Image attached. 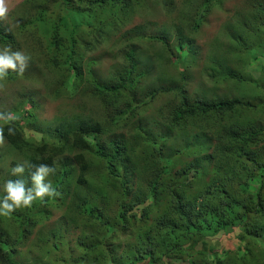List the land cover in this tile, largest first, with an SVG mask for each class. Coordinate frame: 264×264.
<instances>
[{"label": "trees", "instance_id": "16d2710c", "mask_svg": "<svg viewBox=\"0 0 264 264\" xmlns=\"http://www.w3.org/2000/svg\"><path fill=\"white\" fill-rule=\"evenodd\" d=\"M216 2L219 0L202 1L191 33ZM253 3V20L228 35L224 50L227 65L219 68L213 59L206 73L218 83L236 81L241 88L252 86L257 91L256 102L244 97L203 100L191 96L187 89L191 72L187 73L186 67L194 58L193 46L180 36L172 46L166 37L148 34V26L132 25L136 20L149 22L141 12L150 10L151 5L155 14L172 13L175 0H25L15 30L7 28L0 16V50L28 48L30 61L40 60L48 74L58 80L50 86L52 96L73 99L81 92L82 109L87 112L68 110L63 113L66 118L43 125L37 114L43 104L24 94L9 106L13 117L0 121V138L15 150L26 149L32 164L53 166L57 157L74 150L78 166L71 206L66 187L70 167L62 163L52 185L53 197L35 201L30 216L25 208L11 213L18 231L15 238L2 240L0 231L2 264H51L52 259L45 254L27 259L19 253L30 238L28 227L52 216L43 207L51 201L54 208L65 211L62 225L78 227L77 220L85 219L84 230L89 224L90 228L92 224L103 227V233L93 232L95 242L86 237L71 245L62 235L53 234L52 250L63 264H83L71 262L70 251L62 253L63 248L70 250L73 245L83 246L87 255L96 251L98 258L107 254L108 264H264V64L252 67L253 59L264 58V34L259 37L264 29V0ZM112 41L115 50L126 45L122 63L111 69L110 77L95 73L100 61L109 58V52L99 56L90 53L107 43L113 45ZM157 42L163 48L157 63L160 69H176V83L166 82L162 71L155 81V66L145 61L148 57H142L137 47ZM219 45L216 48L220 49ZM18 75L17 69L9 70L0 82L12 81ZM25 105L30 108L26 110ZM22 108L26 118L16 117ZM152 108L154 114L158 113L156 118L141 117ZM243 111L263 122L255 123V117L241 120ZM23 120L38 133H28ZM193 122L213 129L211 137H206L211 150L208 172L211 167L213 170L205 183L207 194L197 206L186 203L184 191L203 180L205 168L184 161L197 146L178 134L188 133ZM191 137L193 142L200 141L198 133ZM174 143L178 148L166 151ZM91 172L104 176L98 185H114L116 215L111 216L112 209L105 216L100 212L99 205L105 202L98 196L103 189L90 187ZM84 187L88 190L81 191ZM133 233L138 236L136 242L145 243L146 251L115 263L114 239Z\"/></svg>", "mask_w": 264, "mask_h": 264}, {"label": "rangeland", "instance_id": "374dc122", "mask_svg": "<svg viewBox=\"0 0 264 264\" xmlns=\"http://www.w3.org/2000/svg\"><path fill=\"white\" fill-rule=\"evenodd\" d=\"M24 1L25 0H3L4 6L6 7L7 11L2 18L4 20V25L7 26V28H9L10 30H15L17 28L16 26L18 25V22H20V19H18V17L21 16L22 3ZM202 1L203 0H175L174 10H172V13L167 14L166 16L161 13L155 14V7L151 5L150 10H143L141 12V15L145 17V20L147 19L146 21L149 22H143V20L142 22H138V20H136V22H133L132 25L134 27L140 24L148 26L145 29L148 34L160 35L162 38L166 37L167 41L172 43V46L176 44V37L178 36H180L182 39L187 40L188 43L193 46L194 51L192 52V54L195 55L191 63L186 67V72H191V75H189V78H187V89L191 96H198L203 100L244 97L247 99H251L253 102H256L258 99L256 94L257 91L252 88V86L249 85L247 86V88H241L240 83L236 81H223L218 83L214 81V78L212 76L211 78H209L206 73V68L211 64V60L213 59H215L213 62H215L219 66V68L227 65V61L225 60V55L227 53H225L224 50H226L225 46L229 44L228 35L229 33L231 34L232 32H234V30L239 29L244 24L249 25L248 22H251L253 20V14L255 12V4L253 2L255 0H219V2L212 3L215 5L210 9L211 11L207 13L202 24H198V27L196 26L195 29L196 31L191 33V27L195 23V12L197 11V8H199V6L202 4ZM132 25L128 26L126 29L131 28ZM126 29H124V31ZM260 31L262 32L259 37L263 36L264 29ZM119 41L123 40L119 39ZM111 43H113V45L107 43L96 51L90 53L94 56H99L102 54H107L109 52V58H103L102 61H100V63L96 67L95 73L98 71L99 73L102 72L104 76H109L111 69L117 68V66L122 63L121 55L126 48V45L118 48L116 47L115 50L111 47L114 46V41H112ZM218 45L221 46L220 49L216 48ZM137 47L140 49V54L142 55V57H148L145 61L151 63V67L155 66L153 70V78L155 79V81L160 78L159 74L161 71L166 75V78L163 77V79L167 80L166 82H170V80H172L174 81V83H176L178 81V79L176 78H178L179 75L176 69H173L170 66L160 69L159 64L157 63V56L161 53V50H163L160 43H151L148 45ZM107 48L110 49V51H106ZM233 50L236 51L235 49ZM9 51L22 52L28 58V48ZM176 52H179V50L176 49ZM179 54L182 56L184 53L179 52ZM29 57H31V54ZM237 58L240 59V55ZM150 60L153 62H150ZM177 61L179 65L182 66V61L180 62L178 59ZM261 64H264V58L258 60L253 59L252 67H256ZM17 70L19 71V75L16 79L4 83L0 82V121L4 120V122H7L8 118L13 117L10 113L9 106L16 104L19 98L23 97L24 94L32 95L34 98H37V102L43 104V110H39L37 112L39 120L43 125L53 124L56 119L63 117V113L68 110L76 111L79 113L83 112L87 114V112L83 111L82 109L83 104L80 97L83 96H81V92L73 99L67 96H62L56 99L52 96L50 86H54L58 82V80L48 74V71L44 68L43 64L40 63V60H32L31 58L30 61V59L28 58L22 67L18 65ZM161 101L162 100H160V102ZM86 107L89 108L88 105H86ZM25 108L26 110H28L30 108V105H25ZM25 108H22L20 110V113H18L16 117L26 118V115L23 112ZM154 112L155 108H152L151 111H148L146 115H143L141 117L146 120H151L148 117L154 116V118H156V116L158 115V113L154 114ZM242 113L243 116L241 117V120H249L255 117L254 114L253 116L252 113L250 114L246 111H243ZM63 118H66V116ZM256 122L263 121L256 120L255 123ZM24 124L26 125L25 121ZM192 124H194V126L186 131L188 133L178 134L179 137H188L190 145L197 146L193 151L190 152L187 157L184 158V161L186 163H189V166H195L199 164L205 168V175L203 176V180L194 182L192 186L186 189V193L184 191L186 203L197 206V203L202 202L204 195L207 194V185L205 183H207L210 177V173H212L213 170V168L211 167V172H208L210 171V159L208 157V152H211V150H208L210 146L208 145L209 141L207 142V138L211 137L213 129H204L201 126L199 127L198 125H196L194 122ZM21 126L23 128L22 122ZM26 129L28 130V133H38L35 132L32 127L28 128L27 125ZM195 133H198L200 136L199 142H193V137L191 136H194ZM172 148H174L175 150L178 147L176 145L171 146V148L168 147V150L166 149V151H169L170 153L172 151ZM28 153L29 152L26 153V149L22 151H19L17 149L15 150V148H12L8 145L6 140L0 138V184L8 179H20L25 182L26 187L31 186V179L29 174L30 169L26 168L25 172L22 175L18 176H13L11 173V169L15 167L17 163H22L23 161L28 160ZM75 153L76 152L74 150H68L66 154L57 157L54 160L53 166H51L54 167L55 171L53 173H50V175L46 178V182H51V184L53 185V183L55 182V178L59 176L60 171L62 170V163L70 167V175L68 178L69 183H67L66 185V187H68L69 189V194L71 195V197H69L67 200L70 206V202L72 201V199L74 198V194L76 193V185L74 183V180L76 179L78 174V166L76 165L74 160ZM97 171L99 172L98 169ZM88 177L90 179L92 178L91 183L89 184L91 188H95L97 186L103 189L102 193H100L101 195L98 196L99 198L104 199L105 202L99 205L102 215H107L108 213H110L111 209L113 210L111 216L116 215V212L118 211V204L116 202L117 195L114 185H98L101 183L104 176L97 172H91ZM82 190H88V188H81V191ZM98 190L99 188L95 189V191ZM65 192L66 188L61 194L65 196ZM44 200L48 199L45 198ZM34 206L35 201L33 202L31 207L25 208L29 210V216L32 213ZM43 207L44 210L46 209L48 211L47 214H52V216L44 219L43 221L38 220L36 225H31L28 227L31 230V234L29 240L25 243L26 245L23 246L26 248L23 250L19 249V253L24 254L27 259L32 258L36 255L45 254L47 257H50L52 259L51 264H63L58 260L60 256L56 258V254L54 253L57 252H54L52 250L51 244L54 241L52 237L53 234L56 233L62 235L64 240L72 245L73 242L77 241V239L83 240L86 237L95 242L93 239V232L99 231L103 233V227H99V225L95 227V224H92V228H90L89 224L88 227H86V229L84 230V224L87 223L85 219L77 220V222L79 223L78 227L74 224L66 227L64 226V224L62 225V221L65 220V211L63 209L59 207L54 208L52 206V201L46 205H43ZM23 209L24 208L14 210L12 213L15 215L17 212L22 211ZM13 214L11 215L10 213L8 215H0L1 240L3 239V237L15 238V235L18 231V222L15 218L12 217ZM150 223H148V225ZM135 238H138L135 233L130 234V236H116L113 241L115 248L113 261L115 263L119 261H126L129 257L135 258L140 254V252L146 251L147 248L145 243L139 240H137L136 242ZM98 242L102 243V240L99 238ZM79 246L73 245L70 250L65 247L63 248L62 253L67 255V252L70 251L72 254L71 262H81L83 264H108V260L110 259V257H108L107 254H105L104 256L100 255V258L95 257L94 254L96 251L92 254L87 255L84 251V247L81 245ZM48 253H50V255ZM64 254H62V257H65ZM17 261L22 262L20 257L17 258Z\"/></svg>", "mask_w": 264, "mask_h": 264}, {"label": "clouds", "instance_id": "9594fccd", "mask_svg": "<svg viewBox=\"0 0 264 264\" xmlns=\"http://www.w3.org/2000/svg\"><path fill=\"white\" fill-rule=\"evenodd\" d=\"M3 0H0V16L6 13ZM27 57L22 52H10L8 48L0 50V78L7 75L9 70L15 71L27 61ZM9 128V133H12ZM34 169L30 171L31 186L26 187L23 180L8 179L0 184V215H8L14 210L31 207L34 201L43 202L44 199L55 195V189L51 182H46V178L55 171L54 167L47 164L34 165L25 160L17 163L11 169L13 176L22 175L25 169Z\"/></svg>", "mask_w": 264, "mask_h": 264}]
</instances>
